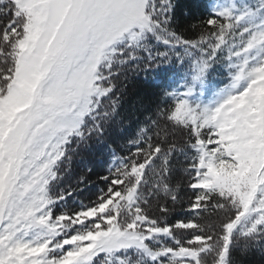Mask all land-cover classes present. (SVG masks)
<instances>
[{"label": "snow or ice", "instance_id": "obj_1", "mask_svg": "<svg viewBox=\"0 0 264 264\" xmlns=\"http://www.w3.org/2000/svg\"><path fill=\"white\" fill-rule=\"evenodd\" d=\"M0 264H264V0H0Z\"/></svg>", "mask_w": 264, "mask_h": 264}, {"label": "trees", "instance_id": "obj_2", "mask_svg": "<svg viewBox=\"0 0 264 264\" xmlns=\"http://www.w3.org/2000/svg\"><path fill=\"white\" fill-rule=\"evenodd\" d=\"M210 0H179L181 5H190L193 3H199L206 5ZM155 73H150L145 79V74H141L139 77L131 78L126 81L128 87L123 100L124 107L121 109L125 122L123 125V131L120 132L121 144L125 142V139L130 138L136 131L138 120H143L145 107L152 108L154 110L156 97L152 94L154 90H150L146 87L147 82H151L152 76ZM158 79V78H157ZM119 132V130H118ZM126 154L118 152V155ZM182 161V157L180 158ZM111 157L102 151L101 146L95 141L92 142V147L89 150L82 151L80 156L75 157L72 163L71 182L75 183L76 178L86 173L87 168H92L91 173H87L90 184L85 188L83 193L78 194L74 199L75 201L88 202V198H95V194L100 188L104 187L102 181L99 180V176L107 174V168L111 166ZM179 167V165H178ZM179 178V177H178ZM69 205L73 206V201H69Z\"/></svg>", "mask_w": 264, "mask_h": 264}]
</instances>
